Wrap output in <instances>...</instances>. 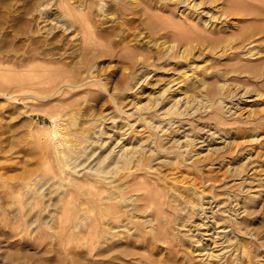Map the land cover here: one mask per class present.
<instances>
[{"label":"rangeland","instance_id":"1","mask_svg":"<svg viewBox=\"0 0 264 264\" xmlns=\"http://www.w3.org/2000/svg\"><path fill=\"white\" fill-rule=\"evenodd\" d=\"M254 1L0 0V264H264Z\"/></svg>","mask_w":264,"mask_h":264},{"label":"bare ground","instance_id":"2","mask_svg":"<svg viewBox=\"0 0 264 264\" xmlns=\"http://www.w3.org/2000/svg\"><path fill=\"white\" fill-rule=\"evenodd\" d=\"M215 3V2H214ZM213 3V4H214ZM241 4V3H240ZM124 5V4H123ZM237 5V4H236ZM231 7V6H230ZM229 7V8H230ZM217 8H218V6H217ZM220 8V7H219ZM233 8V7H232ZM232 8H230V9H232ZM239 8V7H238ZM236 9V8H235ZM244 9H246V10H248V9H250V11H248L249 12V15H251L252 17H251V19L253 18V19H255L256 21H259L258 22V24H254V25H252L251 24V26H248L247 28H245V26H244V28L243 27H241L242 28V32H240V33H236V35H235V38H232L233 40L234 39H237V38H239V41H245V40H247V38L248 37H251V36H253V34L255 33V32H257L258 31V33L259 32H261L263 29H262V23H263V17H264V3H263V0L262 1H254V2H251V4H249V6H246V8H244L243 6H242V8H241V11H239V13H242V15H243V13H245L244 11H242V10H244ZM225 11H226V8L224 9ZM70 11V10H69ZM213 13V12H212ZM222 13H224L223 11H221V9H219V10H217L216 9V11H215V13H214V17H217V18H222ZM236 13V12H235ZM234 14V13H233ZM246 14V13H245ZM235 15H237V14H235ZM46 16V15H45ZM224 16V15H223ZM229 16V15H228ZM244 16V15H243ZM242 16V17H243ZM248 16V15H247ZM46 18H47V16H46ZM241 18V17H240ZM247 17H245V18H241V20L242 19H246ZM44 19V18H43ZM226 19V18H225ZM249 19V18H248ZM48 20V19H47ZM43 21V20H42ZM210 21V20H209ZM213 21V20H212ZM44 22V21H43ZM237 22V21H236ZM234 23V22H233ZM261 23V24H260ZM220 24V23H219ZM235 24V23H234ZM234 24L232 25L233 27H234ZM242 24V23H241ZM44 25V24H43ZM217 25V23H215L213 26H216ZM67 27H69V26H66V28ZM240 28V27H239ZM69 29V28H68ZM81 29V28H80ZM244 29V30H243ZM216 31V33L217 32H219L221 29L220 28H218V27H216V29H215ZM224 30V29H223ZM239 30H241V29H239ZM82 32H83V36H85L86 35V32H84V29L82 28ZM214 32V30H213V33H212V35H215L216 33ZM233 32H235V31H233ZM253 32V33H252ZM233 34V33H232ZM231 34V35H232ZM218 35V34H217ZM234 35V34H233ZM210 36H211V34H210ZM209 37V36H208ZM205 38H207V37H205ZM222 38V37H221ZM221 38H220V40H221ZM227 39V38H226ZM232 39H231V41H232ZM254 39V38H253ZM219 40V41H220ZM228 40V39H227ZM217 41H218V39H217ZM230 41V42H231ZM223 42V41H222ZM230 42H229V44H230ZM248 42V41H247ZM246 42V43H247ZM217 43V42H216ZM244 43V42H243ZM241 44H242V42H241ZM239 45V44H238ZM224 46V45H223ZM219 48V47H218ZM77 82V81H76ZM73 83V82H72ZM77 84V83H76ZM173 123V122H172ZM178 129V128H177ZM176 130V129H175ZM203 133V132H202ZM200 135V134H199ZM201 137H203V136H201ZM195 138V137H194ZM196 139H197V137H196ZM205 139V138H204ZM195 141V140H194ZM197 141V140H196ZM199 141V140H198ZM203 141V140H202ZM193 143V142H192ZM193 145V144H192ZM136 147V146H135ZM123 148H124V146H123ZM132 148H133V146H132ZM131 147H130V149H132ZM125 149H127V147H125L124 148V150ZM134 149V148H133ZM136 149V148H135ZM144 150V149H143ZM142 150V151H143ZM150 150V149H149ZM133 151H136V150H133ZM154 151V150H153ZM123 152H125V151H123ZM127 152H129L130 153V151H127ZM127 152H125V154H123L122 152H119V154H118V157H117V159H113V165H114V162H115V165H116V163H123L122 165L123 166H125L126 165V163H129V162H131L132 160H133V157L135 156H137V155H135V153L134 152H132V150H131V154L129 155V153H127ZM137 152V151H136ZM141 152V151H140ZM140 154V153H139ZM138 159H140V158H138ZM107 162V161H106ZM118 163V164H119ZM120 163V164H121ZM107 166V169L109 168V166H110V164H106ZM105 166V165H104ZM112 166V165H111ZM101 168H103V167H101ZM107 169L104 167L103 169H98V176L99 175H103L104 177H102L104 180L106 179L107 180V178L108 177H110L109 175H107L106 173H107ZM92 170H94V169H92ZM109 170V169H108ZM111 170V169H110ZM95 171V170H94ZM96 172V171H95ZM106 172V173H105ZM109 172V171H108ZM110 172H112V171H110ZM100 173V174H99ZM101 173H103V174H101ZM113 173V172H112ZM128 174L127 175H124V176H126V177H128V176H130L131 174H134V171H133V169H129L128 170V172H127ZM97 174V173H96ZM124 176L122 177V179L124 178ZM113 177V176H112ZM121 179V181H123ZM108 181H110V180H108ZM124 182V181H123ZM120 183V182H119ZM128 183V182H127ZM118 184V183H117ZM126 184V183H125ZM124 184V185H125ZM119 185V184H118ZM123 185V186H124ZM127 185H129V184H127ZM125 186L126 188H128V186ZM117 186V185H116ZM120 187V189L122 188V185L120 184V186H118V188ZM125 187H123V188H125ZM171 187H173V186H171ZM117 188V189H118ZM122 188V189H123ZM125 188V189H126ZM119 189V191H118V196H119V198H123L124 197V195L123 194H120V190ZM173 189V188H172ZM176 189V188H175ZM174 189V190H175ZM177 189H178V187H177ZM127 190V189H126ZM137 193V192H136ZM155 196H156V193H155ZM154 196V197H155ZM156 198V197H155ZM102 199H104V198H102ZM153 199V198H152ZM89 200H94V199H89ZM155 200H157V198L155 199ZM161 200V199H160ZM159 200V201H160ZM159 201H157L158 202V204H159ZM156 204V203H155ZM202 205V204H201ZM101 206V211H102V213H105L106 211H109V212H106L105 213V216H108V218L106 219V220H101L100 219V222L97 224V226H95V227H97L96 228V231H94L96 234L95 235H98L99 236V238L98 239H96L97 240V242H96V244H98L99 246H100V248L102 247V245H104L105 244V247L111 242V239H112V237L113 236H115L116 234H117V230H119V229H116V227H121V226H125V227H128V229H130V224H131V220H130V218H132V216L130 217V214H131V212H130V214L129 215H127L128 213H127V209H126V207L125 206H121V205H119V206H116V204L115 203H104L103 205H100ZM157 206V205H156ZM156 206H151L153 209H154V211H155V213L154 214H156V215H158V214H160L159 212H160V209H155V208H157ZM113 207V208H112ZM158 207H160V205L158 206ZM110 208H112V209H110ZM115 208H116V211H115ZM164 211V210H163ZM161 214H163V217L165 216V214H164V212L162 213L161 212ZM88 215V214H87ZM102 215V214H101ZM132 215H133V213H132ZM155 215V216H156ZM154 216V215H153ZM161 216V215H160ZM162 217V218H163ZM88 217H86V219H87ZM124 218H127L126 220H124ZM160 218V217H159ZM90 219V218H89ZM88 219V220H89ZM92 219H94V217L92 218ZM96 219V218H95ZM94 219V220H95ZM99 219V218H98ZM154 219H156V218H154ZM93 220V222H95ZM241 222V221H240ZM92 226V225H91ZM94 226H92V228H93ZM95 227L93 228L94 230H95ZM225 227V226H224ZM123 228V227H122ZM223 231V230H222ZM89 234H90V236L93 234L94 235V232H93V230L91 229V228H89ZM87 233H88V231H87ZM119 234V233H118ZM89 236V235H88ZM87 238V237H86ZM88 239V238H87ZM91 239V238H90ZM88 240L89 242L88 243H90V241L91 240ZM240 239V238H239ZM229 241V240H228ZM239 241H242V240H239ZM243 242V241H242ZM222 243V242H221ZM91 244H93V242L91 241ZM107 244V245H106ZM225 244V243H224ZM91 245H89V247H90ZM95 246V245H94ZM94 246H92V247H94ZM97 246V245H96ZM98 246V247H99ZM109 246V245H108ZM223 246V245H222ZM104 248V247H103ZM235 248V247H234ZM242 248V247H241ZM93 249V248H92ZM238 249V247H236L235 248V251ZM105 250V249H104ZM114 250V249H113ZM113 250H111V251H113ZM99 251V250H98ZM103 253V252H102ZM101 253V251L100 252H98V254H100V255H105L104 253H106V252H104L103 254ZM108 253V252H107ZM107 253H106V255H107ZM111 253V252H110ZM116 253H118V252H116ZM215 253V252H214ZM242 253V252H241ZM109 254V253H108ZM210 254H213V251L212 252H210ZM100 255H97L98 257L100 256ZM105 255V256H106ZM112 254H110L109 256H111ZM108 256V255H107ZM212 256V255H211ZM101 257V256H100ZM104 257V256H103ZM232 261H234V260H228V262L226 263V264H230V263H232ZM88 262L89 261H87V264H88ZM100 263V262H99ZM98 263V264H99ZM234 263V262H233ZM89 264H91V262L89 263ZM102 264V263H101ZM196 264V263H195ZM203 264H216V263H214V261H211V262H206V263H203ZM218 264V263H217Z\"/></svg>","mask_w":264,"mask_h":264}]
</instances>
